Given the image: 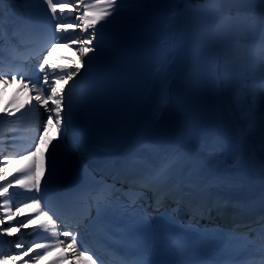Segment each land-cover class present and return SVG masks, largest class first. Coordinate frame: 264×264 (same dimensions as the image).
<instances>
[{
    "label": "bare ground",
    "instance_id": "1",
    "mask_svg": "<svg viewBox=\"0 0 264 264\" xmlns=\"http://www.w3.org/2000/svg\"><path fill=\"white\" fill-rule=\"evenodd\" d=\"M133 2L117 0L113 14L96 26L97 39L91 45L95 52L81 57L79 46L69 47L67 43L57 44L52 50L51 56L59 66L81 68L80 73L69 80V89L74 101L84 98L82 103H74L73 113L80 128L82 147L88 154L80 151L72 141L75 138L71 140L67 135H58L55 128L51 129L40 145L41 152L37 153V159L44 166L43 184L47 183V188L57 187L60 179L68 176L71 165L83 159L82 155L91 157L90 163L94 166L112 167L127 176H151L166 168L167 179L153 184H171L180 191V203L190 197L194 202L187 206L191 216L214 220L225 217L226 209L244 207L254 213L251 219L235 220L247 226L257 223L263 217H259L261 211L255 213L256 210H264V121L261 120L264 30L260 26L264 5L259 0H251L238 5L204 7L203 2L193 4L188 0L186 12L182 11L181 15L175 10V0H140V4L132 5ZM145 2L163 6L165 17L159 20L161 18L155 16L153 20L157 22L150 29L131 32L140 21L137 18L139 13L141 15L140 5ZM215 7L223 11H215ZM125 11L126 17L123 16ZM3 12L17 15L28 27L37 26L45 32H51L57 23L42 0L31 3L5 0ZM177 13L180 19H176ZM228 13L232 16L228 17ZM75 15L74 12L72 17L60 19L71 22ZM153 32L158 33L153 39L156 43L164 36L169 39L157 48L152 47V60L136 66L140 53L135 47L141 44L146 47L143 43L150 40ZM76 34L80 38L88 36L80 29H76ZM147 51L142 49L143 55ZM59 54L63 57H58ZM149 64L151 72L159 73V80L146 100L147 82L137 71ZM149 72L144 76L150 77ZM18 91L14 86H7L6 90L0 86V116L6 115V107L15 111L16 107L26 104L24 99L19 100ZM157 97V110L161 109V114L153 120L151 110ZM24 111L25 107L11 120L0 121V132L15 136L14 143L2 147L6 150L5 156L21 151L22 137L26 136ZM42 111V108L37 110ZM178 122L182 124L180 128H177ZM10 129L15 131L10 132ZM48 140H52V144ZM57 143L60 144L59 155L53 167L49 154ZM163 151L166 154L161 156ZM3 166L0 162V167ZM21 166L19 163L7 165L9 180ZM3 183L0 180V184ZM16 188L14 199L17 202L33 194ZM187 192H191V196L183 195ZM200 198L207 201L199 206L195 201ZM208 201L212 202L210 208L206 207ZM23 211L31 212L30 209ZM30 231L31 228L21 229L17 233L13 228V235L0 236V254H19L21 250L13 245L18 238L27 244ZM55 255L46 256L38 264H51ZM71 255L69 250L66 264H76ZM29 264L34 262L29 261Z\"/></svg>",
    "mask_w": 264,
    "mask_h": 264
},
{
    "label": "snow or ice",
    "instance_id": "2",
    "mask_svg": "<svg viewBox=\"0 0 264 264\" xmlns=\"http://www.w3.org/2000/svg\"><path fill=\"white\" fill-rule=\"evenodd\" d=\"M26 2L31 3L32 0H26ZM42 2L47 5L52 18L57 20L54 30L46 35L41 42L36 43L34 47L25 52H18L14 47L10 49L13 61H18V63H9L5 67L2 55L6 38L3 12L5 0H0V83L4 85L6 90L7 86L16 81L17 76H19V83L23 85V89L29 91L27 97L28 111L42 108L47 113L46 120L36 128L38 134L32 137L34 143L25 152L19 154L9 153L5 156L0 151V162L5 165L0 167V180L4 181L3 184H0V236L13 235V228L16 229L17 233H20L21 229L31 228L28 233L30 241L27 244L18 238L13 245L14 248L21 250L20 253L13 255L0 254V264H17V262L29 264V261L38 264L46 256L54 254H56L55 259L51 261V264H66L70 258L69 250L72 254L71 259H74L76 264H99L98 258H94L90 254V250L84 246L83 239L88 235V230L93 229L94 235L102 241L116 242V235L109 231L103 223L102 213L116 203L114 193L120 190L103 180H96L95 187H84L75 192L66 193L56 205H52L45 200L43 195L39 197L35 195V193H42L41 177L44 170L43 163L37 159V153L51 129L55 128L56 132L59 133L63 128L65 116L62 114L65 113V108L71 110L74 103H82L84 99L82 97L79 101H74L63 87L80 73V66L68 69L52 63V50L57 44L67 43L69 47L78 45L77 50L81 57L95 52L96 49L91 45L97 39L96 26L113 14L117 0H92V2L87 3L85 0H67V2L42 0ZM249 2L251 0H203L202 6L238 5ZM259 3L264 5V0H259ZM74 4L76 7L72 8L71 6ZM66 9H69V11L65 12ZM214 10L217 12L223 11L220 7H215ZM74 12L76 15L71 22H63L60 19L64 16L72 17ZM237 16H239V10H237ZM260 26L264 30V16L261 17ZM76 29H80L81 33H88V36L80 38L76 34ZM31 59L36 61L34 71L37 75L35 78L28 76L29 61ZM25 77H27V81ZM68 92L70 93L71 89ZM24 107L25 105H20L15 108V111H9V108L6 107L4 109L6 115L0 116V121L11 120ZM261 120L264 121V111L261 112ZM9 131L14 132L15 129ZM14 141L15 136L0 132V148L6 143H14ZM48 143L52 144V140H48ZM59 148L60 144H55L49 154L53 167L59 155ZM12 163H19L22 166L16 169L14 178L9 180L7 165ZM166 179L167 169L164 168L154 175L143 177L141 183L148 186L153 182H163ZM16 186L25 190L26 194H33L27 195L26 199L17 202L14 199L17 195ZM47 187L48 184L46 183L44 190ZM183 195L191 196V192ZM42 200H44L43 204L41 203ZM129 200L131 203L125 204L123 207L126 210L129 208L134 210V197L130 196ZM85 201L95 206L97 210L95 218L91 217L90 213L74 215L69 212L68 206L70 204L74 205ZM24 209H30L31 212L25 214ZM61 225L72 230L61 231ZM254 231H257L256 240H259L258 256L247 260L245 264H264V226ZM78 236L81 237L79 244ZM61 237H70V242L66 243ZM244 240L246 245L256 243V240L249 239L247 236L244 237ZM177 245H179L178 241ZM30 253L33 255H30ZM26 257L28 259H25ZM118 264H145V261L143 258L137 257L120 259Z\"/></svg>",
    "mask_w": 264,
    "mask_h": 264
},
{
    "label": "rangeland",
    "instance_id": "3",
    "mask_svg": "<svg viewBox=\"0 0 264 264\" xmlns=\"http://www.w3.org/2000/svg\"><path fill=\"white\" fill-rule=\"evenodd\" d=\"M135 2H133L132 3V5H136V4H140L141 2H140V0H134ZM182 1V3L180 4V2ZM188 1V0H187ZM186 0H177V2H175L176 4H177V7H176V11L179 13V14H183V12H186L185 11V3L187 2ZM126 2V1H125ZM125 2H122L123 4L125 3ZM191 2L193 3V4H196L197 3V1H195V0H191ZM121 3V4H122ZM161 8V9H160ZM140 10H141V15H140V13H139V17H137L138 19H140V21L138 22V24L137 25H135L134 26V28L132 29V31L131 32H134V33H139L141 30H143V29H150L157 21H155V20H153V18L155 17V16H159L161 19H159V20H162L165 16V12H164V7L163 6H157V4H155V3H153V2H145L144 4H142V5H140ZM183 11V12H182ZM178 13H177V15H178ZM159 14H161V15H159ZM126 15H127V12L125 11L124 13H123V16L124 17H126ZM177 15H175V17H176V19H180V17H179V15L177 16ZM123 16H121V17H123ZM230 16H232V15H230ZM227 17V16H226ZM229 17V16H228ZM185 21V23L187 22V20L185 19L184 20ZM213 20H208L207 22H209V23H211ZM155 34L156 33H154L153 32V34H152V37L150 36V40L149 41H147L146 43L144 42L143 44H147L146 45V47L143 45L142 46V44H141V46L139 47L138 46V48H136L135 47V50H136V52H138V53H140V54H143L142 53V49L143 50H149L150 51V45H151V43H153V39H154V37H155ZM182 37H183V32H182ZM152 39V40H151ZM152 41V42H151ZM149 42V43H148ZM141 47H143V48H141ZM139 51H138V50ZM141 51V52H140ZM145 54H148V51H147V53L146 52H144ZM150 53V52H149ZM206 55V54H205ZM151 56V55H150ZM144 57H142L141 59H139V61L140 60H142ZM185 58V57H184ZM138 61V62H139ZM140 69H138V71H139ZM140 74H142V71L139 73V75ZM140 77L143 79V75H140ZM260 211H262V208L261 209H258V210H256V212L255 213H259ZM219 219V218H218ZM214 220H217V219H214Z\"/></svg>",
    "mask_w": 264,
    "mask_h": 264
}]
</instances>
